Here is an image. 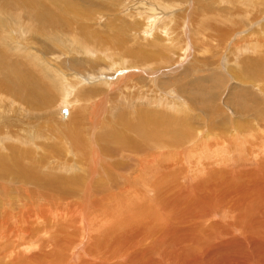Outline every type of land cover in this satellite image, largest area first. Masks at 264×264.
Instances as JSON below:
<instances>
[{"label":"bare ground","instance_id":"1","mask_svg":"<svg viewBox=\"0 0 264 264\" xmlns=\"http://www.w3.org/2000/svg\"><path fill=\"white\" fill-rule=\"evenodd\" d=\"M3 1L0 12L6 11V14L14 17L20 15L11 9L13 5L9 1ZM255 1L264 7V0ZM20 4L21 0L18 2ZM53 4L56 8L62 7ZM38 8L31 10H39L42 17L36 11V14L31 12L30 20L34 16L41 20L52 17V7L46 8L45 2ZM206 8L201 9L202 22L205 16H211L212 6ZM78 12L84 13L82 9H78ZM255 12H258L257 9ZM66 17L64 15L60 18L67 22L69 19L66 20ZM1 19L0 28H3ZM185 19L183 22L186 24L188 19ZM112 22L109 27L111 30L118 25H126L125 29H130L128 22ZM240 22L239 25L245 26L243 21ZM3 24L5 27L6 23ZM262 25L256 30L252 26L253 34L245 35L253 39L246 47L239 48L245 49L240 51L241 57H229L231 52L223 50L229 44L228 40L221 47L220 53H217V57L220 55L219 59L222 58V62H217L218 65L228 59V65H231L228 66L229 75L235 81H241L239 88H236L239 102H229V105H233L230 110L233 114L226 113L222 109L223 105L221 107L217 103L219 98L217 100L214 95V84L194 86L189 80V70L181 73V79L185 82L176 83L177 78L170 79L174 80L172 83H176L186 101L172 99L174 94L171 96L170 90L158 97L164 105L176 108V112L143 105L147 101L142 96L152 83L157 80L161 84L169 81L158 79L159 75L179 68L174 67V61L165 65L167 62L161 53L139 55L135 48V51L121 50L123 56H129L128 69L126 62L112 61L115 67L119 65L126 69L116 68L113 74L119 71L117 76L114 78L113 75V78L104 81L108 86L104 83L100 86L99 83L79 89L76 87L79 98L71 101L72 114L65 123H57V120L53 123L55 117L52 116V119L49 115L47 128L41 127L40 131L35 129L33 137L26 140L32 143L29 148L5 146L9 147L11 155L3 154L6 150L0 151V264H264V104L252 103L259 94L249 90L256 88L257 92L264 95ZM18 27L20 29L22 26ZM226 30L220 35L231 38L235 33L232 27ZM107 39L101 36L100 40L91 42L89 36H85L83 43L95 46L101 44L102 48H118L107 44ZM162 39L166 42L164 38L160 41ZM171 39L169 37L168 46L164 44L163 47L168 52L166 58H171L175 52L179 53V44ZM71 40L74 41L72 37ZM143 40H146L145 37ZM242 44L232 43L230 46L235 49ZM193 50L197 52L195 48ZM94 51L101 53L107 50ZM90 52V56L94 54L93 50ZM1 55L5 59H2L4 64L0 61L3 67H0V71L4 73L0 79L3 92L14 96L13 92L17 91L18 96L14 97L22 95L23 100L28 102L25 105L33 108L55 101L53 94H44L43 90H38L35 87L37 83L27 82L28 79L27 83H22L21 78H18L21 83H16L17 79L11 77L22 74L19 66L8 54ZM193 56L192 60L196 62V56ZM180 57L177 55L179 65ZM233 61L236 62L232 64ZM5 63H9V68ZM152 65L154 72L149 71ZM235 66L241 70H236ZM213 76L210 74L208 81ZM8 77L10 82L6 80ZM117 78L120 80L117 81ZM133 78L137 80L133 82ZM123 81L127 85L131 84L130 88L127 86L128 90L121 86ZM142 87H145V91L141 90ZM103 88L105 92L101 93ZM114 92L117 100L110 106L108 100ZM219 94L222 93L218 91ZM228 99L225 98L224 102ZM229 105L226 107L229 108ZM76 107H80L83 114L74 122L73 112ZM109 107L113 113L112 121L109 119L98 124H88L101 120ZM127 108L131 110L124 111ZM65 110L67 113L63 111L61 115L63 119L69 113L68 109ZM120 110L124 112L120 114ZM198 110L201 111L198 113ZM4 123L2 127L11 124L9 121ZM84 123L85 127L95 132L98 142L85 145L78 141L74 145L71 135L61 136L50 130L56 132L60 125L82 128ZM19 131L14 133L15 138ZM39 136L46 139V144H43L46 149L38 153V149H34V140ZM20 138L24 139L22 136ZM65 139L71 143L68 144ZM71 147L73 153L69 150ZM31 149L37 152L33 154ZM26 158H36L42 166L23 169L21 163ZM74 160L77 162L70 164ZM48 162L53 164V168L50 169ZM76 165L81 167L76 169L82 171L79 175L65 172H74L71 166ZM54 171L51 178H44L48 177L46 173ZM52 188L53 192L43 195Z\"/></svg>","mask_w":264,"mask_h":264},{"label":"rangeland","instance_id":"2","mask_svg":"<svg viewBox=\"0 0 264 264\" xmlns=\"http://www.w3.org/2000/svg\"><path fill=\"white\" fill-rule=\"evenodd\" d=\"M8 1L11 3V5H13L11 9L16 13H19L20 15L14 17L11 14L10 15L8 13L6 14V11L0 12V14L2 13V16L0 15V17L2 18V19L0 18L1 21L7 24V26L5 24L4 27V24L2 23L3 28H0V61H2V63L4 64L2 60L4 59V57L1 55V53L8 54V57L12 59L17 64V66H19V70L22 73V74L19 73V75H17L18 77H11V78L15 80L17 79V81H15L16 83H21V82L22 83L31 82L35 84L37 83L35 87H38V90H43V93L44 92L48 93V95L53 94L55 97V101L46 106L33 108L30 105H25V103L28 104V102H25L23 100L22 95L18 98L14 97L16 95L18 96L17 91L8 90L7 92L15 91L16 93L13 92L14 96L7 95L5 92L2 91L3 85H1L0 130H3L4 133H1L0 131V146H1L0 151L6 150L5 152H3V154L5 155H11L9 151L10 146H11L10 148H15L14 147L15 145H18V147L29 148L32 145V143H28L26 142V140H28V137H33V132L35 131V129H38L40 131L41 127L47 128V125H49V122L47 121L48 118L47 116L51 115L52 119L53 117H55L53 123L56 122L55 120H57V123L58 122H61V124L65 123V121L72 114L71 110L73 108V105H71V101L72 100L75 101L77 97L79 98V96L76 95L77 88L79 89V88H84V86H94L95 84H99V83H101L100 84L101 86L103 85L102 83H104V81L108 79L110 80V78L113 77L115 78L117 76L116 73H118L119 71L113 74L116 68L120 67L121 69L119 68V70H124L126 68L128 69V67L130 66L129 65L130 59H128L129 56L127 55L123 56L121 50L124 51L136 50V52H138L139 55L149 54L148 56L158 55V53H161L162 57L166 59V60L164 59V61L167 62L165 65H169L172 61H174L173 63L174 64L176 63L174 67L179 68L172 70L171 72H167V71L163 72L164 70L161 71L163 72V74H160L158 79L163 81L169 80L167 81L168 84L167 83L161 84L157 80L154 83H152L151 86H149L150 88L147 89L146 94L142 96L143 97L142 99L147 101V103H144L143 105H147V106L150 105L151 107L149 108L155 109L153 108V106H155L157 109H161V110L165 109L170 113L176 112V108L173 107L171 108L170 106L164 105L163 102L158 100L159 99L158 97L163 96L164 91L166 92V90L167 91L170 90L171 93L169 94L171 96L174 94L172 96V99L176 101H180V100L186 101L187 99L184 98V95L178 91V86H176V83H178V81L185 82L184 79H181L182 77L181 73L183 74L188 70L190 72V78L192 79L189 80L192 81L194 86L195 85L203 86L206 84L209 85L212 83L214 84V86L216 87L215 90L217 91V92L215 91L214 95L216 96V98L217 97L219 98V100L217 98L218 100L217 103L221 105V107L222 105L223 107L226 104L229 105L230 101L231 102L233 101L234 103L239 102L238 101L239 97L236 94L237 91L236 88L237 86L239 88L241 81L239 79L235 81L233 79V76L229 75L228 66L231 65H228V59L225 60V62H223L222 65H218L219 62H222V58L219 59L220 55H218L217 57V53H220V49L221 47L224 46L225 41L226 43L230 41L228 42L229 44H227V47L225 46L223 50H226L227 53L231 52L229 57H236V59L238 58V56L241 57L242 53H240V51H245V49L239 50V48L246 47V44H248V42H251L253 39V37L248 38L245 37V35L246 34L251 35V33L253 34V32L251 31L252 26L253 27L255 26L254 27L255 30L261 24H263L262 26H264V13H263L264 7L263 8L262 6L260 7L259 2L257 3V1L255 0H232L231 3L228 0L227 1L226 0H222V1L221 0H151V1L150 0H21L23 4L22 8H21L22 4H20L21 6L18 5V2L20 0H17L18 2L15 0L13 1L6 0V3ZM253 1H255L258 6L256 5V7H254L255 6L254 4L256 3L255 2L252 3ZM42 2H45L46 8L52 7V11L50 12V14L54 18L48 17L45 20L44 19L41 20V19H37L36 16H34L30 20V13L34 12V14H36L35 11L37 9H40L38 7H42ZM185 2L187 3V5L185 4ZM3 3L4 1L0 0V6H2ZM53 3H57L62 7L56 8V6ZM15 4L18 6V8ZM252 5L253 7H251ZM14 6L16 7L14 8ZM154 6L155 7L158 6V7L154 9L155 8ZM209 6H212V9L210 10L211 16L210 17L209 15L205 16L206 18L203 19L202 22L201 9H204L206 7L208 8ZM34 8L37 9L31 10ZM152 8L153 10H151ZM239 8H241L242 12L239 11L240 10ZM19 9L22 10V13L21 10ZM65 9H67L68 12ZM78 9L80 10L82 9L84 13L82 12L79 13ZM256 9L258 12H255ZM36 12L39 13V10ZM251 12L254 14H252ZM39 15L42 17L41 13H39ZM64 15L67 16L66 20L69 19L67 22H63V20H61L60 18L61 16ZM184 19L185 20L188 19L189 23L187 20L185 24V22H183ZM251 20L253 22H251ZM111 21H114L116 23L118 22L120 24L122 21L128 22L130 23V27H129L130 29L128 28L125 29L126 25H118L114 27L115 28L114 30H111L109 28L111 27ZM240 21H243L245 23V26L242 27L241 25H239L241 24ZM181 22L182 25L180 24ZM234 24H236L238 28ZM16 26L17 27L22 26V27L20 29H17ZM231 27L235 31V33L232 35L231 38L229 37L227 38L226 35H220L221 33L224 34V29H227L226 31H229ZM184 31L187 32V34ZM49 32L51 34H49ZM218 33L220 36H218ZM85 36H89L91 42L97 41V39L100 40L101 36L108 37L107 44H109L110 46L116 45L118 48H110V47L102 48L101 44H96L95 46V45H89L87 43H83ZM223 36H225V39L223 38ZM71 37L72 39H74V41L71 40ZM144 37L146 40H150V41L143 40ZM169 37L172 38L171 40L175 41L177 45L179 44L178 45L179 53L175 52V54H173L171 58H166L165 56L167 55L168 52L166 50H163V47L164 44L166 45V47L168 46ZM161 38L166 39V42H163V39L160 41ZM222 38L224 39V41H222L223 40ZM238 39L240 41H238ZM132 41L134 42L131 43ZM136 42H138V44H136ZM236 42L244 43V45L242 44L236 47L235 49L234 47L231 49L230 45H232V43L237 44ZM138 46L140 47V49H138L139 48ZM193 48H195L197 52L194 51ZM95 49H99V50L105 49L107 51L106 52L104 51L105 53L101 51L102 53L101 54L100 52L97 51L95 52L94 51ZM91 50H93L94 54L90 56ZM204 50L206 51L204 52ZM212 53L214 54V56ZM176 54L179 55V57L182 55L180 57V61H181L180 65L177 64L179 58H177ZM193 55L196 56L195 59L197 60L196 62L192 60L194 59ZM198 56L201 59H199ZM112 61H116L117 63L126 62L127 66L126 68L119 65L115 67ZM164 61L162 60L163 63H165ZM182 61H184V63ZM234 62L236 61H233L232 64H234ZM163 63H159V64L162 65ZM8 64L9 63L7 64L5 63V66L7 68H9ZM191 64L194 66L195 69ZM0 67H2L1 64ZM7 68H5L6 71L8 70ZM235 69L241 70L240 67L237 66H235ZM149 71L152 72L155 71L153 65L149 67ZM217 71L219 72V75H217L218 74ZM124 72H126V70ZM69 73H71L72 76ZM3 74L4 73L0 71V79L1 76L3 77ZM210 74L211 75L214 74V76L212 80L208 81V77L210 76ZM37 77H39V80L37 79ZM119 77L120 79L122 78L121 76ZM18 78L19 79L21 78L22 81L20 82ZM172 78H177L176 79L177 82L172 83V81H174V80H170ZM26 79H28L27 82ZM120 79L117 78L116 80L119 81ZM6 80L7 82H10L9 77ZM136 80H137L136 78L132 79L133 82H135ZM38 81L40 82V84ZM127 81L131 82L130 79H127ZM181 82H179V84ZM11 84L12 83H9L8 85ZM75 84L76 86H74ZM169 84H174V85L169 86ZM184 84L186 87V83ZM104 85L108 86V84L105 83ZM130 85L131 84L128 85L125 84L124 81L121 84V86L124 87L126 90H128L127 86L130 88ZM190 85L192 84H189V86ZM70 86H72L73 88H71ZM139 86H141V84H139ZM142 86L144 85L142 84ZM167 87L169 89H166ZM182 87L188 92V89L185 88L184 85ZM199 87L200 86H197L196 88ZM211 87L212 86H210L209 88ZM143 88L145 87H142L141 90H144ZM103 90L105 89L103 88L101 90V93L105 92ZM249 90L251 92H255V94H259L258 97L254 101L252 100L251 102L252 103L258 102L259 104L263 105L264 95H262L260 92H257L256 88ZM218 91L219 93H222L221 95L219 94V96L217 95ZM71 93L73 94L75 93V94L71 95ZM114 94L115 92L112 93V95L110 93L112 97L108 100L110 106H112L113 103L116 102L117 100L116 98L117 95ZM212 95L213 94H209V96ZM227 97L229 98L228 99L229 101L227 100L224 102V99ZM11 100H13L14 102L12 103ZM170 104H172V101L169 102V105ZM226 106L224 108L222 107V109L226 113L233 114L234 112L230 111L233 109V105H229L230 106L229 108H227ZM64 109L69 110V113L65 119L61 117ZM129 110L131 109L129 108L124 109V111H128V112ZM124 111L120 110L119 113L121 114ZM199 111L201 110H198L197 112L199 113ZM73 113H74L73 114L74 122L81 114H83L81 112L80 107H76ZM76 113H79V115ZM153 113L156 112L153 111ZM103 114L104 116L101 120L95 122H88V124L90 125L98 124L101 121H107L109 119H111L112 121L113 113L110 112V107L107 108L106 112ZM118 116L119 115H117L116 117ZM6 121H9V123L11 122V124H9V127L8 125H6L3 126L4 127L3 128L2 125L5 124L4 122ZM23 128H25L24 130H26L25 131L27 132L26 134ZM68 129L73 130L72 133L67 132ZM6 130H8V134L5 135ZM50 130L55 134H59L61 136L71 135L70 137L74 140V145H76L78 141L82 142L85 145H88L89 143L98 142L95 137V132H92L91 129L85 127V123L83 124L82 128L63 127L62 125H60L58 131L55 132L54 129H50ZM18 131L19 134L15 138L13 135H16L14 133ZM45 132L48 133V131ZM20 136H22V138L24 139H21ZM45 141L46 139L42 138V136L36 137V139L34 140V146H35L34 149H38V153L46 149L43 146V144H46ZM66 142L68 141L66 140ZM70 143L68 142V144ZM51 145L54 144L52 143ZM5 146H9V147L5 148ZM34 149H31L33 150V154L34 151H36ZM69 150H72V153L74 151L72 147L69 148ZM35 157L40 158L37 155H35ZM35 159L26 158V161L21 163L22 168L23 169L33 168L36 165H39L40 168L42 166V163L37 162ZM75 162L77 161L74 160L70 164H73ZM48 164L50 165V169L53 168V164L51 162H48ZM78 167L81 168L79 165L71 166V169H73L74 172L71 171L70 172L65 171V172L68 174L73 173L79 175L82 171L81 170L76 171ZM39 172L40 175L43 176L42 171L39 170ZM54 173L55 171L52 173H46L48 177H44V178L49 179ZM9 189L11 188L9 187ZM53 191L54 188L43 193V195L46 196Z\"/></svg>","mask_w":264,"mask_h":264},{"label":"water","instance_id":"3","mask_svg":"<svg viewBox=\"0 0 264 264\" xmlns=\"http://www.w3.org/2000/svg\"><path fill=\"white\" fill-rule=\"evenodd\" d=\"M64 113L66 114L67 113V110L64 109Z\"/></svg>","mask_w":264,"mask_h":264}]
</instances>
